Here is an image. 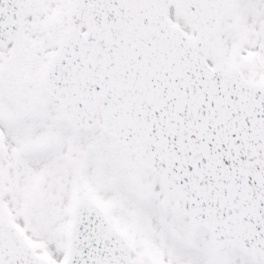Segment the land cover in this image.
<instances>
[{
    "label": "snow or ice",
    "instance_id": "snow-or-ice-1",
    "mask_svg": "<svg viewBox=\"0 0 264 264\" xmlns=\"http://www.w3.org/2000/svg\"><path fill=\"white\" fill-rule=\"evenodd\" d=\"M0 264H264V0H0Z\"/></svg>",
    "mask_w": 264,
    "mask_h": 264
}]
</instances>
